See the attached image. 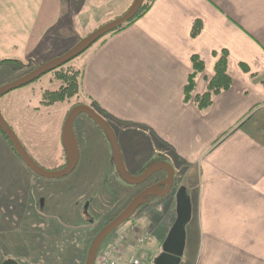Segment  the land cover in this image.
<instances>
[{"label": "crops", "instance_id": "obj_1", "mask_svg": "<svg viewBox=\"0 0 264 264\" xmlns=\"http://www.w3.org/2000/svg\"><path fill=\"white\" fill-rule=\"evenodd\" d=\"M132 1L0 0V60L24 65L1 63L0 86L25 74L34 53L43 63L67 51L121 15ZM196 22L200 30L192 36ZM263 44L264 0H153L141 17L104 36L73 66L80 71L77 103L92 105L111 126L117 122L129 126L123 130L129 128L132 134L140 132L148 151L162 152V159L180 173L178 187L183 186L190 199L191 215L178 264H264ZM223 50L231 86L200 110L193 99L184 100L193 71L191 56L197 55L204 65L195 77V96L206 90ZM53 79L52 74L50 86L39 87L42 93L36 100L33 89L26 92L28 108L62 105L57 109L68 112L63 104L72 98L41 104L44 91L59 87ZM14 91L7 96L17 98ZM7 96L0 97L5 112ZM12 111L6 118L14 124L15 108ZM81 117L86 116H77L74 125ZM91 123L109 147L103 132ZM132 134L128 142L136 139ZM61 153L59 158H64L63 147ZM82 159L78 147L79 168L86 163L85 156ZM20 163L0 131V209L4 191L21 190L19 177L34 180ZM89 171L101 174L99 169ZM153 203L163 207L166 217L151 246V260L176 218V198L170 193Z\"/></svg>", "mask_w": 264, "mask_h": 264}, {"label": "rangeland", "instance_id": "obj_2", "mask_svg": "<svg viewBox=\"0 0 264 264\" xmlns=\"http://www.w3.org/2000/svg\"><path fill=\"white\" fill-rule=\"evenodd\" d=\"M89 48L66 63L63 68L78 65ZM57 55L59 54L55 56ZM33 58V60L30 59V66L24 70V73L42 63L40 57L35 59V53ZM7 67L8 65H5L2 69L5 70ZM50 76H52V71L25 85V87L29 86L27 89L22 87L25 90L20 88L19 91H14V89L13 91L17 92L15 93L17 98H12V95L7 96L10 92L6 93L4 95L7 96L6 112L3 101H0V111L24 148L39 166L46 170H56L65 165V157L59 158V154H62L60 136L62 121L68 112L57 109V106L62 105L34 111L26 104L28 102L26 92L30 93L33 89L36 100L38 94L42 93L39 87L48 85L47 79ZM53 80L60 84L59 81ZM77 102L78 99L73 97L63 106L69 111L70 107ZM12 107L15 108L16 123L14 124L6 118L7 112H13ZM98 113L101 114L99 111ZM78 116L84 115L79 114ZM81 118H83L82 121H78L75 125L73 123V125L76 140L79 143L81 163L83 162L82 157L85 156L84 165L79 168L78 163L75 170L63 178L45 179L36 176L25 164L20 163L24 174H33L34 180H28V177L24 175L17 181V184L22 187L21 190L9 192L8 188L9 191H4L5 195L2 198L0 209V264L8 258L15 260L18 264H85L88 248L95 235L108 221L120 213L146 184L145 181L143 184L131 187L118 178L112 161L109 164L111 149L109 151L104 137L93 129L87 117ZM114 124L116 126L112 124L113 130L121 142L122 154L132 173L135 174L153 163L154 160L162 158V152H152L151 149L148 151L149 143L144 140L142 134H139L140 132L136 131L137 134H132L129 128L123 130L129 126L117 122ZM131 134L133 139H136L128 142ZM147 151L148 155L145 153ZM58 162L61 166H56ZM92 168L101 170V174L97 172L92 175L89 171ZM109 169L111 171L108 172ZM178 174L179 176L174 173L177 187L181 183L180 173ZM159 205V203L155 205L149 202L142 204L124 222L137 226L141 233H144L146 228L152 230L153 241L144 245L139 251L140 264H154V259L157 257L154 256L151 260L150 256H153L151 246L157 242V234L166 217L165 211L162 210L163 207ZM111 236L112 233L105 237L98 253L107 245ZM133 236L135 234L129 235V242L132 241Z\"/></svg>", "mask_w": 264, "mask_h": 264}, {"label": "water", "instance_id": "obj_3", "mask_svg": "<svg viewBox=\"0 0 264 264\" xmlns=\"http://www.w3.org/2000/svg\"><path fill=\"white\" fill-rule=\"evenodd\" d=\"M143 1L144 0H133L121 15L102 24L87 36L81 38L64 53L37 65L24 75L1 85L0 97L14 89L33 82L48 72L58 69L79 54L83 53L104 35L120 28L121 26H125L137 14ZM79 114L87 116L105 135L111 149V159L114 164L115 172L125 184L136 185L143 183L149 176L158 171H163L166 174V178L163 182L148 186L137 193L128 202L125 208L107 222L95 235L90 243L85 259V264H94L97 250L107 235L127 221L137 208L147 202L149 197H165L171 192L174 184V168L170 163L160 160L149 164L141 173L132 174L128 172L113 128L109 122L98 113V111L87 104H76L72 106L65 116L61 129V144L65 153V165L56 170H46L39 166L24 148L23 144L15 134L14 130L6 122L1 112L0 131L4 134L18 158L33 174L45 179H60L69 175L77 165L78 146L73 131V123ZM155 190L159 192H155ZM175 198L176 219L162 242L161 252L154 259V264H178L182 255L185 238V225L190 219L191 203L183 188L177 190ZM1 264L18 263L13 259L8 258Z\"/></svg>", "mask_w": 264, "mask_h": 264}, {"label": "trees", "instance_id": "obj_4", "mask_svg": "<svg viewBox=\"0 0 264 264\" xmlns=\"http://www.w3.org/2000/svg\"><path fill=\"white\" fill-rule=\"evenodd\" d=\"M152 2L153 0H144L137 14L126 25L132 23L133 21L141 17L149 9ZM123 27L124 26H121L120 28L113 30L112 32H116L122 29ZM199 30H200V24L196 22V24L194 25L191 31V35L192 36L197 35ZM263 49H264V44H263ZM227 57H228L227 52L225 50L221 51L220 56L214 65V73L207 82L206 90L202 94H197L193 96V91L195 87V77L198 73L203 71L204 65H203V61L197 55L191 56V63H192L193 71L189 74L187 83L185 84V87H184V100L185 101H189L190 99H193L197 108L200 110H203L207 108L208 106H210V104L212 103V99L215 95H217L221 91H224L230 88L231 77L229 76L227 72ZM5 62H13L19 66H24L17 60H10V59L0 60V64L5 63ZM63 66L52 71L54 79L60 82L58 89L54 91H49V90L44 91L42 94V98H41V104L47 105V106L52 105L56 102H62L67 99L76 97V95L78 94L80 71L74 68L73 66L72 67L68 66L69 68H63ZM262 83H264V79L262 80ZM175 219L176 218H174L169 228H171Z\"/></svg>", "mask_w": 264, "mask_h": 264}, {"label": "built area", "instance_id": "obj_5", "mask_svg": "<svg viewBox=\"0 0 264 264\" xmlns=\"http://www.w3.org/2000/svg\"><path fill=\"white\" fill-rule=\"evenodd\" d=\"M130 234H135L131 242ZM152 239L151 228H146L144 233H141L135 225H123L112 233L107 245L97 253L95 264H140L139 251Z\"/></svg>", "mask_w": 264, "mask_h": 264}, {"label": "flooded vegetation", "instance_id": "obj_6", "mask_svg": "<svg viewBox=\"0 0 264 264\" xmlns=\"http://www.w3.org/2000/svg\"><path fill=\"white\" fill-rule=\"evenodd\" d=\"M76 104H84V103H76ZM92 106V105H91ZM159 160H164V159H162V158H158L157 160H154V161H159ZM113 164V163H112ZM127 167V166H126ZM145 169V168H144ZM144 169H142L141 171H139V172H136L135 174H138V173H141ZM127 170H128V172H130V173H132L130 170H129V168L127 167ZM132 174H134V173H132ZM165 178H166V174H165V172H163V171H158V172H155V173H153L151 176H149L145 181H146V184L143 186V188L141 189V190H143V189H145L146 187H148V186H151V185H154V184H157V183H160V182H163L164 180H165ZM175 176H174V184H173V187H172V190H171V194L172 193H174V195L176 196V192H177V190L179 189V187H177L176 185V180H175ZM144 181V182H145ZM140 184H143V183H140ZM140 184H136V185H129V186H137V185H140ZM162 188H163V186H162ZM140 190V191H141ZM139 191V192H140ZM138 192V193H139ZM155 192H159V191H157V190H155ZM169 193V194H170ZM167 196V195H166ZM158 197H149L148 198V202L150 203V201H152L153 199H157ZM109 222V221H108ZM4 261V260H3ZM2 261V262H3Z\"/></svg>", "mask_w": 264, "mask_h": 264}]
</instances>
